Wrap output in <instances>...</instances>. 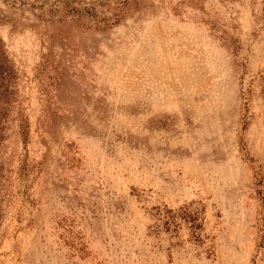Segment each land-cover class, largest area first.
Here are the masks:
<instances>
[{
    "label": "rangeland",
    "instance_id": "374dc122",
    "mask_svg": "<svg viewBox=\"0 0 264 264\" xmlns=\"http://www.w3.org/2000/svg\"><path fill=\"white\" fill-rule=\"evenodd\" d=\"M0 264H264V0H0Z\"/></svg>",
    "mask_w": 264,
    "mask_h": 264
},
{
    "label": "trees",
    "instance_id": "16d2710c",
    "mask_svg": "<svg viewBox=\"0 0 264 264\" xmlns=\"http://www.w3.org/2000/svg\"><path fill=\"white\" fill-rule=\"evenodd\" d=\"M7 65V59L2 49V41L0 40V120L6 115L4 106L9 104L11 94L9 91L10 86L7 83L11 75L7 70Z\"/></svg>",
    "mask_w": 264,
    "mask_h": 264
}]
</instances>
